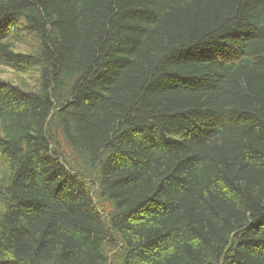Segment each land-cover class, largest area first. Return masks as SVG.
<instances>
[{
  "label": "trees",
  "instance_id": "obj_1",
  "mask_svg": "<svg viewBox=\"0 0 264 264\" xmlns=\"http://www.w3.org/2000/svg\"><path fill=\"white\" fill-rule=\"evenodd\" d=\"M0 66V264H264V0H0Z\"/></svg>",
  "mask_w": 264,
  "mask_h": 264
},
{
  "label": "rangeland",
  "instance_id": "obj_2",
  "mask_svg": "<svg viewBox=\"0 0 264 264\" xmlns=\"http://www.w3.org/2000/svg\"><path fill=\"white\" fill-rule=\"evenodd\" d=\"M14 33H10V40H12V37H11V35H13ZM15 42H17V41H15ZM19 43H21L22 45H23V48H27V47H29V48H31V47H33V45L31 44V41L29 40V39H27V38H23V39H21L20 41H19ZM15 50L17 51V52H21L17 47H15ZM1 67V66H0ZM5 69L4 68H0V75L3 77V78H5V79H9V80H11L13 83H16V84H19V83H22L19 79L21 78V79H23V81H24V85H27V84H30V85H32L33 84V81H28V80H26V79H24L22 76H17V75H15V74H13V73H11V72H8V71H4ZM30 82V83H29Z\"/></svg>",
  "mask_w": 264,
  "mask_h": 264
}]
</instances>
